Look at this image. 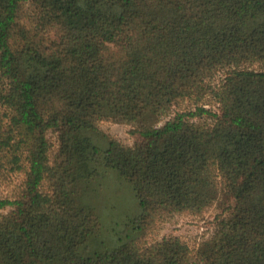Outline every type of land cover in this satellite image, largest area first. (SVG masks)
Returning a JSON list of instances; mask_svg holds the SVG:
<instances>
[{
    "label": "trees",
    "instance_id": "trees-1",
    "mask_svg": "<svg viewBox=\"0 0 264 264\" xmlns=\"http://www.w3.org/2000/svg\"><path fill=\"white\" fill-rule=\"evenodd\" d=\"M102 121L133 143L98 145ZM110 169L139 212L99 244L85 183ZM13 173L0 264H264V0H0V182ZM213 206L194 246L158 233Z\"/></svg>",
    "mask_w": 264,
    "mask_h": 264
},
{
    "label": "rangeland",
    "instance_id": "rangeland-1",
    "mask_svg": "<svg viewBox=\"0 0 264 264\" xmlns=\"http://www.w3.org/2000/svg\"><path fill=\"white\" fill-rule=\"evenodd\" d=\"M129 126L114 121H102L100 123V135H95L98 145H105L104 136L116 137L128 144H132L134 138L128 131ZM51 139L55 141L52 133ZM104 142V143H103ZM23 175L13 173L7 180L0 182V194L12 196ZM86 196L91 203H95L101 216L102 227L98 235L99 244H116L127 238L132 217L139 212V204L132 186L125 179L118 176L117 171L110 169L108 174L98 177L91 183H85ZM84 185V186H85ZM217 212V206L201 216L183 215L174 218L172 222L161 225L159 234L181 235L191 245H196L206 226L207 218ZM152 236L150 234L149 238ZM148 238V239H149Z\"/></svg>",
    "mask_w": 264,
    "mask_h": 264
}]
</instances>
